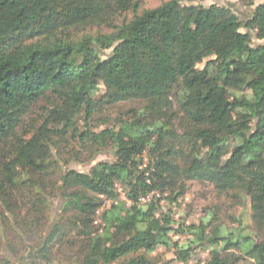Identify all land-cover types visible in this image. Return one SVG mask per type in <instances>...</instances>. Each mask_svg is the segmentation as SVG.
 <instances>
[{"label":"trees","instance_id":"16d2710c","mask_svg":"<svg viewBox=\"0 0 264 264\" xmlns=\"http://www.w3.org/2000/svg\"><path fill=\"white\" fill-rule=\"evenodd\" d=\"M146 1L0 0V244L23 264H157L159 248L187 264L193 246L206 264H264V4L243 21L229 6ZM95 27L110 33L77 38ZM118 107L127 120L95 132ZM106 151L113 163L64 169ZM190 181L247 206L251 233L243 216L209 229V214L174 242L155 195L176 202Z\"/></svg>","mask_w":264,"mask_h":264},{"label":"rangeland","instance_id":"374dc122","mask_svg":"<svg viewBox=\"0 0 264 264\" xmlns=\"http://www.w3.org/2000/svg\"><path fill=\"white\" fill-rule=\"evenodd\" d=\"M172 0H147L142 7V10H150L155 9L161 6L164 3L170 2ZM254 7H247L243 0H194V1H186L184 2L187 5H219V6H229L234 9L235 13L242 19L243 21H248L251 19L253 15V9L260 5L264 4V0H253ZM131 18V17H130ZM122 20V19H121ZM251 29V28H249ZM252 32V31H251ZM110 33L108 28H92L86 32L76 33L77 38H82L83 35H91L96 37L98 34L106 35ZM261 42L254 40V44L258 45ZM110 51L107 52L109 54ZM104 93L103 88H101L98 96ZM129 105H124L123 108H128ZM124 109V110H125ZM121 109L118 107L110 112H107V115L102 117V119L94 120L90 123L95 132H100L105 130L106 128H112L118 120L121 118L122 120H127V117H123L121 115ZM80 127H84V123L79 124ZM88 156V155H87ZM87 156L85 155L82 160L85 159L84 163L78 162V160H72L67 167L64 169L75 170L77 172L86 173L88 172L94 165L100 162H109L113 163L116 159L113 151H106L99 154L95 160L92 162H87ZM147 164V160L145 161ZM116 188L120 195V201H126V192L123 190L121 184H116ZM156 199H160V212L158 216L161 214H170V218L173 222V227L175 228V232L171 235V238L174 242H179L180 244H184L187 240L192 238V235L185 232V234H181L179 231L187 229L190 226L199 227L201 225V221H207V216L209 214H214L215 220H213V224H211L210 228H213L216 224L223 227V230H232L239 226L240 217L243 216L242 226H247V233H251L252 227L249 218V209L247 206H237L236 201L232 200L226 196L219 195L214 189L213 185L207 182H199V181H190L188 182L187 193L185 196L179 198L176 202H171L168 194H160L159 192L155 195ZM152 195L150 196V198ZM112 203L107 202L104 207L100 210L99 214L96 218V224L99 226L102 224L101 215L104 210H108L111 207ZM62 206V201L60 199L52 201V210L50 212L49 218L47 220L46 226L44 227V233L41 234L40 238L45 237L53 225L55 219L59 215L60 208ZM0 209H2L0 207ZM217 218V221H216ZM179 232V233H178ZM35 243V238L33 240H27L28 245H33ZM22 248V247H21ZM26 248V245L24 246ZM195 248L194 252L196 258L190 260L187 264H206L210 259V250L209 248ZM25 253L22 252V256ZM240 254L239 252L237 253ZM156 258L157 264H185L176 259L175 249L167 250L165 248H159L152 255ZM0 257L8 258L12 261L13 264H23L20 257H14L10 254L8 250L7 243L0 244ZM62 264H67L64 260L65 258L61 256L60 258ZM54 264H61L60 261H56ZM240 264H253L250 261H242Z\"/></svg>","mask_w":264,"mask_h":264},{"label":"built area","instance_id":"2783aa9c","mask_svg":"<svg viewBox=\"0 0 264 264\" xmlns=\"http://www.w3.org/2000/svg\"><path fill=\"white\" fill-rule=\"evenodd\" d=\"M149 199V198H148ZM148 199H146V200H143L144 202H146V201H148Z\"/></svg>","mask_w":264,"mask_h":264}]
</instances>
